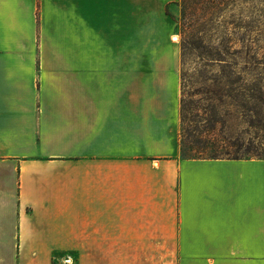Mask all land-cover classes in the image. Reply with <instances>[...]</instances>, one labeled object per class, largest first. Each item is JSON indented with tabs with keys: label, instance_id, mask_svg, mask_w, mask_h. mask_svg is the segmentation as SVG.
Listing matches in <instances>:
<instances>
[{
	"label": "crops",
	"instance_id": "0c3cea01",
	"mask_svg": "<svg viewBox=\"0 0 264 264\" xmlns=\"http://www.w3.org/2000/svg\"><path fill=\"white\" fill-rule=\"evenodd\" d=\"M172 33L126 0H0L17 264H264V158L179 157Z\"/></svg>",
	"mask_w": 264,
	"mask_h": 264
},
{
	"label": "rangeland",
	"instance_id": "374dc122",
	"mask_svg": "<svg viewBox=\"0 0 264 264\" xmlns=\"http://www.w3.org/2000/svg\"><path fill=\"white\" fill-rule=\"evenodd\" d=\"M126 1L129 8H161L173 24L172 40L180 61L179 157H264V23H250V5L230 0L219 8L194 6L205 15L194 28L192 45L183 50L189 30L180 0ZM221 88L224 93L231 90L232 95L220 97ZM214 109L221 123L205 132L204 119ZM191 129H196V138L206 140L197 146L182 145L183 136ZM1 175L0 264H17V216L14 200L4 192L9 182L5 167H0ZM73 263L70 257L62 262Z\"/></svg>",
	"mask_w": 264,
	"mask_h": 264
},
{
	"label": "trees",
	"instance_id": "16d2710c",
	"mask_svg": "<svg viewBox=\"0 0 264 264\" xmlns=\"http://www.w3.org/2000/svg\"><path fill=\"white\" fill-rule=\"evenodd\" d=\"M230 0H180L182 8H183V12H182V16H183V20L185 22V27H187V35H188V41L183 44V50L188 49V46H191L192 44L189 43L191 37L194 38V28L195 26H199L201 19L204 17L205 14L198 13L197 9L194 8V6L199 5L205 7L204 5H208L211 4L213 5V8H216V6H218V8L221 5H227L229 3ZM238 0H235V2H237ZM242 3H247L250 5V11H249V15L251 16L250 18V23H264V0H239ZM208 8V7H207ZM205 7V9H207ZM187 10H189V12H187ZM191 10V11H190ZM254 21V22H253ZM195 41L197 42V40L195 39ZM220 87V85H219ZM225 90H223L221 88V92L219 93L220 97H228L231 96L232 94H230L232 91L230 90L227 93ZM224 93V94H223ZM216 97V94H215ZM219 102L221 100H218ZM217 101V102H218ZM182 107H181V113L183 112V105H184V99L182 100ZM205 123H204V128L206 129L205 132L211 131L213 129H215V127L221 123V119L219 117V114L217 112V109L213 110V113L211 115L208 116V118L204 119ZM261 125V124H260ZM192 131V132H191ZM191 131H187L185 136H183V139L181 141V144L183 145L184 143H189L193 146H197L198 144L202 143L204 140L206 139H202V138H196L195 134L196 133V129H191ZM186 139V140H184ZM215 153H220V151L215 150ZM264 158V157H260V156H246V157H242V156H210V157H191V158H234V159H240V158Z\"/></svg>",
	"mask_w": 264,
	"mask_h": 264
}]
</instances>
